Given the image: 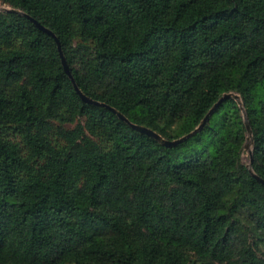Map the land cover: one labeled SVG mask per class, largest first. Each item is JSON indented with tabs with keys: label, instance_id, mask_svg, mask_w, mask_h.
<instances>
[{
	"label": "trees",
	"instance_id": "trees-1",
	"mask_svg": "<svg viewBox=\"0 0 264 264\" xmlns=\"http://www.w3.org/2000/svg\"><path fill=\"white\" fill-rule=\"evenodd\" d=\"M0 1L243 101L0 11V264H264V0Z\"/></svg>",
	"mask_w": 264,
	"mask_h": 264
},
{
	"label": "water",
	"instance_id": "water-1",
	"mask_svg": "<svg viewBox=\"0 0 264 264\" xmlns=\"http://www.w3.org/2000/svg\"><path fill=\"white\" fill-rule=\"evenodd\" d=\"M5 11H13V12H19L25 16H27L29 19H31L40 29L44 30L45 32L51 34L56 42L58 43V47H59V51H60V55H61V58H62V61H63V64H64V67H65V70L66 72L69 74L70 78L72 79L73 83H74V86L76 88V91L78 92V94L81 96V98L83 99V101L87 102V103H91V104H94V105H99V106H104V107H107L109 109H111L112 111H114L116 114H118V116L124 120L125 122H127L131 127H133L134 129L136 130H139L141 132H144V133H147L151 136H153L154 138H156L158 141H160L163 145L167 146V147H173V146H176L178 145L179 143L187 140L189 137H191L195 132H197L198 130H200L204 125L205 123L208 121L210 115L213 113L214 109L216 107L219 106V104L224 101L225 99L229 98V97H232V98H235L236 100L239 101V103L241 104V106L243 107V101L241 99V95L238 94V93H234V92H231V93H225L221 98L220 100L215 104V106L209 111V113L206 115V117L203 119V121L201 122V124L191 133L187 134V135H184L178 139H167L165 138L162 134H160L159 132H157L156 130L150 128V127H147L145 125H142V124H137L133 121L130 120L129 117H127L124 113H122L119 109H117L116 107L106 103V102H103L101 100H98V99H95L89 95H87L85 92H83L81 90V88L79 87L72 71H71V68L69 66V63H68V60H67V57L63 51V48L61 46V42L59 40V37L55 34V32L53 30H51L50 28H48L47 26H45L44 24H42L41 22H39L36 18H34L33 16L29 15L28 13H25L23 12L22 10L20 9H16V8H6ZM247 123V129H248V138H247V142L245 144V148L246 149H249V152H250V163L248 164V166L250 167V170L253 172V169H252V164L254 162V153H253V148H252V141H253V130H252V127H251V123L250 121L247 119L246 121ZM254 173V172H253ZM254 176L257 177L262 183H264V178L256 175L254 173Z\"/></svg>",
	"mask_w": 264,
	"mask_h": 264
},
{
	"label": "rangeland",
	"instance_id": "rangeland-1",
	"mask_svg": "<svg viewBox=\"0 0 264 264\" xmlns=\"http://www.w3.org/2000/svg\"><path fill=\"white\" fill-rule=\"evenodd\" d=\"M6 8H10V6L5 4V3H3L2 1H0V11H4ZM69 126L72 127L73 124H69ZM243 160H244V162H246L248 164L250 163V152H249V149L245 148V152L243 154ZM245 221H246L247 224H249L248 220H245ZM253 234H254L253 240H258V237H260V232L254 231ZM260 247L264 249V246H263L262 243H260Z\"/></svg>",
	"mask_w": 264,
	"mask_h": 264
}]
</instances>
